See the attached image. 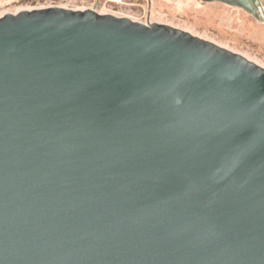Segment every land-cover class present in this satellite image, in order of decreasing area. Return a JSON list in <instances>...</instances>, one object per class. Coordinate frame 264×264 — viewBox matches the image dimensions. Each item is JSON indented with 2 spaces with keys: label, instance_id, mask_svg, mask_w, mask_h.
I'll use <instances>...</instances> for the list:
<instances>
[{
  "label": "water",
  "instance_id": "obj_1",
  "mask_svg": "<svg viewBox=\"0 0 264 264\" xmlns=\"http://www.w3.org/2000/svg\"><path fill=\"white\" fill-rule=\"evenodd\" d=\"M0 264H264V69L93 10L0 17Z\"/></svg>",
  "mask_w": 264,
  "mask_h": 264
},
{
  "label": "rangeland",
  "instance_id": "obj_2",
  "mask_svg": "<svg viewBox=\"0 0 264 264\" xmlns=\"http://www.w3.org/2000/svg\"><path fill=\"white\" fill-rule=\"evenodd\" d=\"M96 0H0V17L21 10L63 8L76 11ZM134 6L98 2L97 13L134 22L169 26L211 42L264 69V0H257L263 19L239 8L201 0H132ZM21 9L20 11H18Z\"/></svg>",
  "mask_w": 264,
  "mask_h": 264
},
{
  "label": "built area",
  "instance_id": "obj_3",
  "mask_svg": "<svg viewBox=\"0 0 264 264\" xmlns=\"http://www.w3.org/2000/svg\"><path fill=\"white\" fill-rule=\"evenodd\" d=\"M99 1H104L106 3H110V4H114V5H119V6H134L132 0H96V2L94 4H92L91 6L88 5H82V7L76 11H83V10H93L95 12H97V7H98V2Z\"/></svg>",
  "mask_w": 264,
  "mask_h": 264
},
{
  "label": "flooded vegetation",
  "instance_id": "obj_4",
  "mask_svg": "<svg viewBox=\"0 0 264 264\" xmlns=\"http://www.w3.org/2000/svg\"><path fill=\"white\" fill-rule=\"evenodd\" d=\"M254 3H255V5L258 7V3H257V0H255L254 1ZM259 8V7H258ZM259 10H260V13H262V11H261V9L259 8ZM257 19V18H256ZM258 20H260V19H258Z\"/></svg>",
  "mask_w": 264,
  "mask_h": 264
},
{
  "label": "bare ground",
  "instance_id": "obj_5",
  "mask_svg": "<svg viewBox=\"0 0 264 264\" xmlns=\"http://www.w3.org/2000/svg\"><path fill=\"white\" fill-rule=\"evenodd\" d=\"M21 9H19L18 11H20ZM4 16V15H3ZM2 17V16H1Z\"/></svg>",
  "mask_w": 264,
  "mask_h": 264
}]
</instances>
